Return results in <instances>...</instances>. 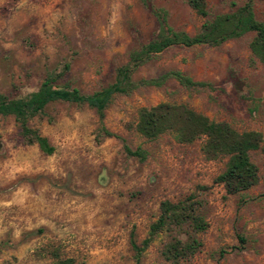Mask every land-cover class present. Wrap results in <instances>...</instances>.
<instances>
[{"label":"rangeland","instance_id":"1","mask_svg":"<svg viewBox=\"0 0 264 264\" xmlns=\"http://www.w3.org/2000/svg\"><path fill=\"white\" fill-rule=\"evenodd\" d=\"M245 1L207 0L206 19L186 0H153V5L166 11L172 30L194 35L205 20ZM253 12L264 24V1L254 0ZM157 32L141 0H0V94L26 96L44 76L69 63L58 85L90 95L111 84L115 70ZM253 37L218 48L170 47L135 71L134 80L179 71L216 86L188 91L170 79L160 88L113 98L104 124L130 148L144 149L143 163L127 157L115 139L95 141L98 119L87 106L51 103L29 121L54 147L51 156L25 145L12 117L0 118V264H56L52 251L74 264H134L130 233L141 241L161 202L176 203L191 194L204 203L208 229L199 235L200 251L178 264H264L261 150L250 154L257 185L227 195L215 183L226 160L206 161L203 140L181 145L166 134L146 141L126 128L134 126L140 108L171 103L264 138V65L251 55ZM169 240L159 236L141 264H173L160 257Z\"/></svg>","mask_w":264,"mask_h":264},{"label":"trees","instance_id":"2","mask_svg":"<svg viewBox=\"0 0 264 264\" xmlns=\"http://www.w3.org/2000/svg\"><path fill=\"white\" fill-rule=\"evenodd\" d=\"M141 3L157 24V37L132 52L129 61L115 70L114 79L108 86L85 95L77 88L58 85L70 69V64L64 63L60 72L44 76L37 89L26 96L9 97L0 94V118H13L18 127V136L25 145L37 146L46 156L54 153L55 149L48 139L28 123L40 117L47 105L63 102L94 110L98 119L95 141L100 143L105 138L115 139L121 143L127 157L143 163L147 159V152L141 147L130 148L122 136L112 133L104 124L105 111L113 98L129 96L140 88H160L170 79L188 91H215L216 86L193 81L179 71H169L156 78L134 80L133 74L140 66L170 47L218 48L227 41L240 39L247 34L254 35L249 44L252 57L264 65V24L254 16V0H246L239 7L232 3L234 10L205 20L194 35L172 30L168 25L166 11L156 8L153 0H141ZM186 3L200 18L208 17L207 0H186ZM126 128L134 129L146 141H154L166 134L172 135L181 145L203 140L201 151L206 161L226 160L224 170L216 177L215 183L222 185L227 195L248 191L258 183V169L250 154L259 150L264 153V138L259 132H239L228 123L212 121L184 104L171 103L140 108L134 126L128 124ZM203 208L204 203L196 194L176 203L161 202L159 214L149 226L146 237L137 241L134 231L130 233L129 245L134 264L142 263L144 254L163 234L170 237L160 250V257L165 262L178 264L195 256L202 248L199 235L208 229ZM238 240L244 244L242 237H238ZM52 253L56 264H74L72 259H59L55 251Z\"/></svg>","mask_w":264,"mask_h":264},{"label":"crops","instance_id":"3","mask_svg":"<svg viewBox=\"0 0 264 264\" xmlns=\"http://www.w3.org/2000/svg\"><path fill=\"white\" fill-rule=\"evenodd\" d=\"M226 43V42H225Z\"/></svg>","mask_w":264,"mask_h":264}]
</instances>
